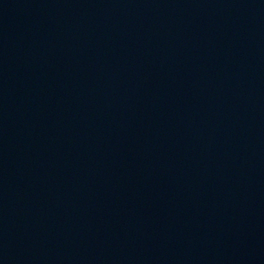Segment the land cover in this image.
I'll list each match as a JSON object with an SVG mask.
<instances>
[{
  "label": "water",
  "instance_id": "obj_1",
  "mask_svg": "<svg viewBox=\"0 0 264 264\" xmlns=\"http://www.w3.org/2000/svg\"><path fill=\"white\" fill-rule=\"evenodd\" d=\"M0 264H264V0H0Z\"/></svg>",
  "mask_w": 264,
  "mask_h": 264
}]
</instances>
